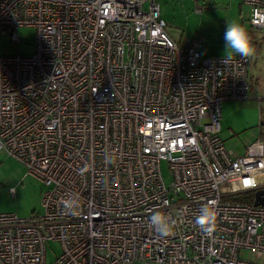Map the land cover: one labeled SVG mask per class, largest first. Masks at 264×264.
I'll list each match as a JSON object with an SVG mask.
<instances>
[{
	"label": "built area",
	"instance_id": "built-area-1",
	"mask_svg": "<svg viewBox=\"0 0 264 264\" xmlns=\"http://www.w3.org/2000/svg\"><path fill=\"white\" fill-rule=\"evenodd\" d=\"M242 1L264 27V0ZM20 26L37 46L0 56V150L45 185L44 212H0V264H50L49 240L52 264H263L264 205L242 198L264 189V140L233 155L220 135L250 57L179 45L158 0H0V37ZM205 204L211 234L194 222ZM156 212L176 222L167 237Z\"/></svg>",
	"mask_w": 264,
	"mask_h": 264
},
{
	"label": "rangeland",
	"instance_id": "rangeland-1",
	"mask_svg": "<svg viewBox=\"0 0 264 264\" xmlns=\"http://www.w3.org/2000/svg\"><path fill=\"white\" fill-rule=\"evenodd\" d=\"M168 34L183 47L197 40L203 55L224 56L223 34L226 24L242 25L251 37L250 96L243 100H225L221 105V138L233 155H240L258 138L264 140V27H253L251 8L242 0H158ZM19 41L0 37V56H31L37 46L34 26L16 29ZM234 56V55H233ZM162 176L167 185L172 180L167 160L161 162ZM45 185L27 174L26 166L16 157L0 150V212H13L21 217L43 213ZM61 252L56 240L47 242L48 263H54ZM241 255L250 257L248 250ZM264 264V259H263Z\"/></svg>",
	"mask_w": 264,
	"mask_h": 264
},
{
	"label": "clouds",
	"instance_id": "clouds-1",
	"mask_svg": "<svg viewBox=\"0 0 264 264\" xmlns=\"http://www.w3.org/2000/svg\"><path fill=\"white\" fill-rule=\"evenodd\" d=\"M223 39L225 43V60H230L233 55L248 58L253 52L251 37L242 25L226 24ZM65 208L69 213H74L75 211L74 206L71 204H66ZM194 222L206 233L211 234L217 222L215 205H203ZM175 223L168 214L163 212H156L149 218V225L162 237H167L172 233Z\"/></svg>",
	"mask_w": 264,
	"mask_h": 264
},
{
	"label": "water",
	"instance_id": "water-1",
	"mask_svg": "<svg viewBox=\"0 0 264 264\" xmlns=\"http://www.w3.org/2000/svg\"><path fill=\"white\" fill-rule=\"evenodd\" d=\"M264 124V122H263ZM254 204L264 205V189H260L254 193Z\"/></svg>",
	"mask_w": 264,
	"mask_h": 264
},
{
	"label": "trees",
	"instance_id": "trees-1",
	"mask_svg": "<svg viewBox=\"0 0 264 264\" xmlns=\"http://www.w3.org/2000/svg\"><path fill=\"white\" fill-rule=\"evenodd\" d=\"M263 122H264V121H263ZM253 198H254V194H253V192H249V193H247L242 199H246L247 201L252 202V201H253Z\"/></svg>",
	"mask_w": 264,
	"mask_h": 264
},
{
	"label": "crops",
	"instance_id": "crops-1",
	"mask_svg": "<svg viewBox=\"0 0 264 264\" xmlns=\"http://www.w3.org/2000/svg\"><path fill=\"white\" fill-rule=\"evenodd\" d=\"M262 123H263V121H262Z\"/></svg>",
	"mask_w": 264,
	"mask_h": 264
}]
</instances>
